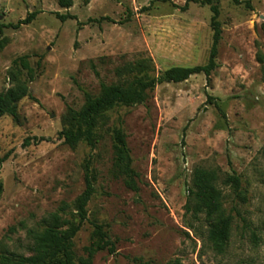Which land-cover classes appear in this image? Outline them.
Instances as JSON below:
<instances>
[{
  "label": "rangeland",
  "instance_id": "374dc122",
  "mask_svg": "<svg viewBox=\"0 0 264 264\" xmlns=\"http://www.w3.org/2000/svg\"><path fill=\"white\" fill-rule=\"evenodd\" d=\"M188 1L73 0L64 8L58 0H0V93L24 82L31 95L19 102L18 121L0 118V264L38 253L50 214L85 190L88 159L96 174L89 219L104 226L116 252L89 253L86 221L74 238L78 264H264V0H217L223 34L210 81L202 73L165 82L145 103L115 107L94 149L72 148L59 135L69 107L80 109L102 82L120 81L117 67L151 58L159 75L208 62L213 12L196 0L181 9ZM32 12V22L14 26ZM119 122L138 192L113 170ZM201 169L216 175L221 194L212 216L195 211ZM219 216L232 219L223 249L209 238Z\"/></svg>",
  "mask_w": 264,
  "mask_h": 264
},
{
  "label": "trees",
  "instance_id": "16d2710c",
  "mask_svg": "<svg viewBox=\"0 0 264 264\" xmlns=\"http://www.w3.org/2000/svg\"><path fill=\"white\" fill-rule=\"evenodd\" d=\"M64 8H70L73 0H58ZM167 1V0H162ZM189 0L185 6L180 7L186 10L190 4ZM202 4H209L213 12L212 27L214 30L213 44L208 62L203 65L192 67L173 66L157 75L151 58H140L136 61L126 63L116 68V75L120 78L117 83H101V91L98 95L86 92L85 104L80 109L68 108L64 116L65 128L59 135L70 147L75 148L79 143L85 142L92 149L96 148L99 139L98 129L108 121V112L118 106H134L145 103L149 99L150 92L158 85L165 82L179 83L189 79L192 75L205 74L210 81L212 73L217 68V57L219 43L222 39L223 29L219 21L220 9L217 0H196ZM241 4L242 0H233ZM250 6V0L246 1ZM37 13L32 12L23 20H20L15 27L21 24L32 22ZM62 20L71 16L59 14ZM31 97L29 87L24 82H18L7 91L0 93V118L10 115L19 120V102L25 97ZM111 141L113 147V170L124 177L126 186L138 192L139 173L134 169V159L128 143L127 133L123 123L111 129ZM26 144L28 140L25 141ZM85 168V190L74 200L72 204L64 205L57 211L50 214L49 224L42 234L36 239V250L38 253L21 257L17 264H78L74 255V238L81 230L86 221L93 226V245L89 253L97 250H108L115 253V242L105 230L104 226L97 220H90L88 205L95 194L96 174L92 167V159H88ZM216 175L207 170H198L195 180V194L197 203L196 212L205 211L208 216L219 212L222 207L221 194L214 185ZM228 181L240 185L238 176H230ZM3 191V184L0 182V194ZM190 208V205H188ZM72 210V218H66L68 209ZM231 217L219 216L210 226L209 238L218 249H223L230 236ZM6 257H4L5 259ZM135 264H142L136 262ZM176 264H181L177 262Z\"/></svg>",
  "mask_w": 264,
  "mask_h": 264
},
{
  "label": "water",
  "instance_id": "95a60500",
  "mask_svg": "<svg viewBox=\"0 0 264 264\" xmlns=\"http://www.w3.org/2000/svg\"><path fill=\"white\" fill-rule=\"evenodd\" d=\"M0 19H2V16H0Z\"/></svg>",
  "mask_w": 264,
  "mask_h": 264
}]
</instances>
